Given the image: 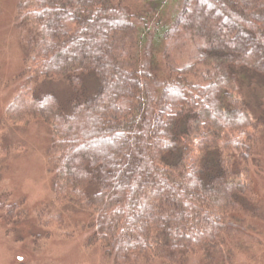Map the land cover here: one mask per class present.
I'll return each instance as SVG.
<instances>
[{"label":"trees","instance_id":"trees-1","mask_svg":"<svg viewBox=\"0 0 264 264\" xmlns=\"http://www.w3.org/2000/svg\"><path fill=\"white\" fill-rule=\"evenodd\" d=\"M16 23L24 82L0 156L26 148L3 145L8 125L48 126L58 206L94 213L86 245L114 264H249L263 244L264 0H20ZM7 199L0 214L23 221L24 199Z\"/></svg>","mask_w":264,"mask_h":264},{"label":"rangeland","instance_id":"rangeland-1","mask_svg":"<svg viewBox=\"0 0 264 264\" xmlns=\"http://www.w3.org/2000/svg\"><path fill=\"white\" fill-rule=\"evenodd\" d=\"M19 2L0 0V122L24 82L21 74L25 68V50L20 44L16 23ZM41 88L53 91L64 100L73 95L66 80L42 79ZM50 141V129L43 122L28 127L8 125L3 133L5 147L23 143L26 148L0 156V197L6 194L8 203L24 199L26 217L9 224L5 213L0 214V264H114L100 246L86 245L92 233L94 213L74 205L58 206L54 173L48 162ZM188 147L193 156H198L196 140L188 143ZM257 154L263 162V171L256 176V181L259 194L264 196V137ZM58 209L65 218L63 228L40 224L41 214L51 217ZM254 224V232L263 244L248 250L246 256L249 264H264V224L255 221Z\"/></svg>","mask_w":264,"mask_h":264}]
</instances>
